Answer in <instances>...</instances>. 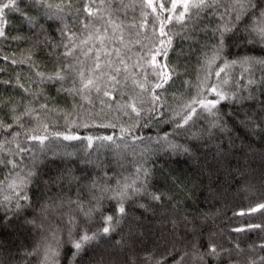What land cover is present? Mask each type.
Segmentation results:
<instances>
[{"label": "trees", "instance_id": "16d2710c", "mask_svg": "<svg viewBox=\"0 0 264 264\" xmlns=\"http://www.w3.org/2000/svg\"><path fill=\"white\" fill-rule=\"evenodd\" d=\"M50 2L55 4L60 0ZM90 2L91 0H72V10L65 16V22L69 33L76 34L77 44L87 37L89 31L99 28L101 34L108 37L105 40V48L112 53L113 61L117 60L114 50L119 49L120 56L131 69V76L126 84L122 81L119 92L113 91L116 102L109 101L102 93L85 94L87 97L85 98L58 91L61 86L72 87L68 80L62 84L40 82V78L36 76L37 72L53 75L58 66L64 63H72L79 69L78 60L83 62V67L87 70L92 65L93 57V53L85 56L78 49L73 57L66 58L62 55L65 51L63 47H51L52 44L59 45L61 41L67 43V40L60 35L59 30L63 24L60 21L45 20L42 15L43 9L29 10L25 5H21L28 15L39 19L43 29L32 30L21 21L18 13H9V24L5 28L9 39L0 38V69H4L0 71V81H11V84L0 83V98L5 102H11V106L17 109L15 114H20L25 106L37 109L42 121L49 125L50 131L64 132L65 128L69 127L72 134L82 137L119 134V127L127 128L135 123L134 119L118 112L116 105L128 102L130 97H136L137 101L140 99L145 101V109L150 106L147 103L148 92L141 93V90L132 84V77L142 80L143 77L139 73L146 69L148 83H156L157 80L151 69L147 68L145 60L150 49L163 47L158 45L156 35L153 34L151 27L153 17L141 16L143 10L140 7V0H105L101 15L89 20L83 8ZM255 2L261 4L262 0ZM163 3L166 8L170 6L168 0H163ZM223 3L227 6L228 0H223ZM133 4L134 7L130 6ZM96 5H100V0H96ZM163 15L167 16L168 13L165 12ZM108 19L121 25L116 29L115 35L112 26L107 24ZM255 19V16L251 20L245 16L242 21L235 22L234 17L230 19L228 16L221 20L220 13L215 15L201 13L199 19L189 23L187 27L169 25L170 34H175L172 35L167 57L162 59L161 56H157L158 62L166 63L168 70L173 71L168 84L163 89L156 90L164 102V107L159 109L164 115L152 119L151 114L142 113L140 123L147 121L149 127L137 129V134L160 137L165 132L171 133L175 122L179 120L176 112L183 103L196 94L194 86L208 73L213 74L209 83L215 82L214 73L221 60L208 66L205 63V56H211L213 46L218 44V38L213 34L217 26L225 23L231 26L232 23H236L238 29L234 33L226 34L225 47L220 54L222 59L233 60L243 56L264 58V48L261 45H245L243 39L247 36L244 29L249 28ZM142 20H146L148 27L139 26ZM81 21L89 24V29H84ZM121 33L123 42L118 39ZM92 43H96V48L99 47L98 42L92 41L89 42V46ZM82 47L86 51L88 46ZM4 57L9 59L5 60ZM13 59L17 61L16 64L11 63ZM137 62L141 67L133 68L132 65ZM101 63H104L103 54ZM253 71L252 78L259 80L264 77V69L259 66ZM17 77L30 92H24L16 87ZM73 77L75 78L74 74ZM223 78L224 74L221 73V79ZM228 78L229 84L223 86L225 91H237L242 96H247L251 91L250 88L244 87L249 78L248 73H244L239 66L229 71ZM76 86L79 87L78 80ZM33 92L42 95L33 99L31 96ZM101 100L104 104H101ZM252 103L248 100L243 101L246 106ZM40 104H46L49 111H40ZM109 104L111 108L107 107ZM221 111L229 114L224 116L228 128L224 133L212 129L214 135L209 139L204 133L211 117L206 119L202 117L195 125L190 124L178 129V135L169 136L173 143L192 149L194 156L179 151L157 152L155 149L159 145L152 143L154 151L146 156L145 162L139 152L147 142L139 144L136 154H133L131 149H121L119 154L116 150L107 148L86 150L85 143L81 141L52 140L46 153L32 145L31 153L26 154L20 162L21 169L26 171L32 168L37 174L26 189L29 201H19L22 207L18 211L15 208V200L8 205L7 210L0 206V264H41L44 246L53 243L50 233L59 230L61 240L65 239V223L62 217L69 213L68 201L79 199L87 205L92 196H101L99 189L89 191L87 188L93 179L109 189H115L117 181L123 184L125 178L131 182L136 179L135 163H143L150 169L148 192L160 195L161 199L152 200L150 196L144 194L131 196L125 201L127 216L121 220L116 232L110 237L100 238L92 251L85 252L82 259L77 258V264H98L101 258L103 264H157V262L176 264L180 256H184L182 264H248L250 257L255 259L258 255H264V250L256 249L253 252L249 247L264 243V233L233 231L250 223L264 224V217L259 214L234 215L264 202V131L261 130L264 125L242 129L230 118V114L239 111L241 114L238 119L245 120L244 113L249 111V107L229 103L227 107L222 104ZM7 112L8 108H4V113ZM77 114L83 119L77 118ZM73 120L75 123H66ZM5 121L11 123L7 116ZM22 122L28 125V118L25 117ZM82 123L89 125L116 123L119 127L113 129L76 126ZM193 134L202 136V139L200 141L192 139ZM17 142L21 146H28L23 135ZM196 145L202 146L197 150ZM64 153L73 155L66 156ZM17 159L19 162V158ZM6 175L7 171L0 168V180H4ZM86 176L89 179H84ZM71 177L80 179L72 180ZM4 195H12L7 190L6 183L0 186V198ZM105 195L114 193L110 191ZM113 203L114 201L107 199L102 201L105 215H115L110 210ZM71 207L74 208L75 205ZM76 219L79 224H83L79 215ZM84 226L90 232L96 231L102 226L99 215H95L90 224ZM210 241L217 246L218 251H222V254L213 258L205 256L201 262L197 257L207 251ZM236 244L242 251H235ZM38 246L41 250L37 253ZM68 254V245L65 244L61 249L59 264H68L65 258Z\"/></svg>", "mask_w": 264, "mask_h": 264}, {"label": "snow or ice", "instance_id": "6c2138e0", "mask_svg": "<svg viewBox=\"0 0 264 264\" xmlns=\"http://www.w3.org/2000/svg\"><path fill=\"white\" fill-rule=\"evenodd\" d=\"M105 0H100V5H96V0H91L90 3L85 4L83 12L86 17L91 20L92 18L99 17L101 15V8L103 7ZM169 7H165L163 0H140V7L143 10L141 12L142 17L151 15L153 17L152 31L156 35L158 45L163 47H156L154 50H149V55L145 60L147 68H150L154 74L157 82L149 84L147 81V70H142L139 75L143 77L142 80H137L132 77V84L141 90V93L147 91L149 98L147 103L150 105L145 109V101L140 99L137 101L136 97H130L128 102L124 104L117 103L116 110L121 112L123 115L128 116L130 119H134L135 123L129 127H119L116 123L89 125L82 123L76 125L77 127H102V128H113L119 127V134H109L100 136H80L72 134L69 127L65 128L64 132L50 131L49 125L44 123L39 115V111L35 108L25 106L24 110L20 114H15L17 109L11 106V102H5L0 98V113H4V108H8V112L0 115V168L7 171V175L4 180H0V186L5 185L12 195H4L0 198V206H3L5 210L13 200L16 201L15 208L18 211L22 206L19 201H29L27 195V187L34 177L36 172L32 168L24 171L21 169V163L26 154L31 153V146L35 145L39 151L47 152L48 146L52 140H63V141H81L85 143L86 150L95 148L96 150L107 148L109 150H116L119 154L121 149H131L133 154H136V149L139 144H145L146 146L140 150L139 155L142 160L146 162V156L153 153L151 147L152 143L159 145L155 151L168 150L170 153H180L195 155L192 149L184 147L182 145L173 143L170 139V135H178L177 130L183 129L186 126L195 125L201 118L211 117L208 120L207 129L204 135L211 139L214 135L212 129H216L221 133L228 131L227 122L224 120L225 115L228 113H222L221 105L227 107L229 103L239 104L242 107H249V111L245 112V120L241 121L238 119L241 114L239 111L230 114V118L242 129H247L249 126L260 127L264 125V77L259 80L252 78L254 76L253 69L259 66L264 69V58H254L250 56H243L240 59L228 60L221 57V53L225 47V36L226 34L234 33L238 30L236 23H232L231 26L225 23L217 26L213 30V34L218 38V44L213 46L211 56H205V63L208 66L216 64L218 60L221 63L218 65L217 70L214 73L215 82L209 83L212 77V73L205 75L198 84L194 87L196 94L183 103L182 107L176 116L179 120L175 122L173 131L171 133L165 132L160 137H145L137 134V129L148 128L149 122L140 123L141 114H151L152 119H157L164 115L159 109L164 107V102L161 101L160 95L157 94V89H163L166 84L172 79L173 71L168 70L166 63L157 61V56H161L162 59H166L168 48L172 43V35L170 34L169 25L178 24L181 27H187L189 23H193L199 19L201 13L207 15H215L220 13V19L224 20L225 16L230 19L234 17L235 22H240L245 16L249 20L253 16L256 19L253 21L249 28L244 29L247 32V36L243 37L245 45L247 44H259L264 48V0L261 4H257L255 0H228L227 6L224 5L223 0H168ZM25 5L29 10L32 8L43 9L42 15L45 20L48 21H60L63 27L60 28V35L67 40V43L61 41L59 45L52 44L51 47H63L65 51L62 55L66 58L73 57L74 53L79 49L87 56L90 52L93 53L92 65L85 70L82 61H77L80 64L79 69L72 63H64L62 66H58V70L53 75H45L43 72H37L36 76L40 78V82L47 81L51 84L60 82L61 84L68 80L72 87L61 88L58 91H63L68 95H81L90 94L95 92L108 98L109 101L116 102V97L113 95V91L119 92L122 81L124 84L127 83L131 76V69L126 64L124 59L120 56L119 49H115L116 61L111 59L112 53L107 51L105 48V40L108 39L106 35L101 34V29L95 28L89 31L86 38L81 39L80 43L77 44L76 34L69 33L68 25L65 22V16L72 10V0H60L59 3H51L50 0H0V38L9 39L6 35L5 28L9 24L8 14L18 13L21 21L26 24L30 29L35 30L37 28L43 29V25L39 22V19L35 16L28 15V13L21 7ZM134 7L135 5H130ZM159 9V11H158ZM67 10V11H66ZM150 10V11H149ZM222 10V11H221ZM80 11V10H77ZM167 12L168 15L164 16L163 13ZM84 29H89V24L81 21ZM107 24H110L115 35L116 29H119L121 25L117 24L111 19L107 20ZM141 28L148 27L146 20H142L140 25ZM166 29H168L166 31ZM104 32H107L105 27ZM251 37V39H249ZM11 39H20V37H11ZM47 39V37H46ZM118 39L123 42L122 33ZM98 42L99 47L96 48V43H92L89 46V42ZM82 46H88L87 50L84 51ZM96 51L93 52V49ZM103 54L104 63H101V57ZM5 60L9 59L4 57ZM24 61H21L23 63ZM12 64H16L15 59L11 60ZM239 66L243 69L244 73H248L249 78L247 83L244 85L245 88H250L251 91L247 96H242L237 91H225L224 85L229 84L228 73L229 71ZM133 68L141 67L139 62L132 65ZM4 71V69H0ZM87 72V74H86ZM221 73L224 74V78L221 79ZM75 75V78L73 77ZM243 78V75L241 76ZM77 80L79 81V87H77ZM2 84H11V81H0ZM16 87L22 89L24 92H30L29 88H26L24 84L20 83L19 77H17ZM259 93L258 95L256 93ZM42 95V93H31L33 99L36 96ZM122 96L123 93L121 92ZM211 97V98H210ZM248 100L253 103L250 106L243 104V101ZM228 102V103H225ZM101 104L104 101L101 100ZM139 104V106H138ZM111 108V104L107 105ZM40 111H49L46 104H40ZM5 116L11 120V123L5 121ZM28 118V125L23 123L24 118ZM77 118L83 119L77 114ZM67 124L75 123V121H66ZM35 125L34 127L31 125ZM264 131V128L261 129ZM25 137V142L28 146H21L18 143V139L21 136ZM10 138V139H9ZM192 139L200 141L202 136L193 134ZM206 142V141H205ZM14 145V147H13ZM202 145H196L195 147L199 150ZM231 146V145H229ZM219 151V146H217ZM66 156H72L73 153H64ZM19 158V162L18 159ZM89 163H94L89 161ZM35 164H33V168ZM135 175L136 179L128 182L125 178L123 184L117 181V187L115 189H109L107 186L99 185L96 180H92L87 185L89 191L92 189H99L101 196H92L91 201L86 205L81 200L75 201L69 200L68 204L70 210L68 214H65L62 219L65 223V239L61 240L59 230L52 231L50 238L53 243H47L43 248V261L41 264H59L61 256V249L65 244L68 245L69 254L66 255L68 264H77V258L82 259L83 254L87 251H92L93 246L97 245L100 238L110 237L112 233L116 232L121 220L127 216L125 210V201L129 200L131 196L135 195H148L152 200H160L161 196L156 193H149L147 184L151 180L150 169L145 167L143 163H135ZM20 169V171H17ZM23 172V174H21ZM106 175V174H105ZM72 180H79V177H71ZM84 179H89L87 176ZM137 180H139V186H137ZM113 192L114 195H105L108 192ZM114 201L112 208L110 209L115 215H105L103 210V200ZM71 205H75L74 208ZM62 205H58L61 207ZM143 207V205H141ZM99 215V222L102 224L96 231L90 232L84 225L90 224L95 215ZM259 214L264 217V202L257 203L255 206L242 210L234 215L239 216H254ZM79 215L83 224H79L76 216ZM29 223H33L29 221ZM237 233L245 232H260L264 233V224L250 223L246 227H238L233 229ZM119 243V242H117ZM250 250L255 251L256 249L264 250V243L257 245H250ZM235 251H242L240 246L236 244L234 246ZM38 246L36 252H40ZM34 253H25V255H33ZM222 251H218L217 246L211 241L207 245V251L198 255L197 259L203 262L204 257L209 258L219 257ZM179 255V254H178ZM187 255V254H186ZM175 259V257H173ZM184 256H180L176 260V264H182ZM98 264H103L102 258L98 261ZM160 264V262H157ZM248 264H264V255H258L255 259L251 257L248 259Z\"/></svg>", "mask_w": 264, "mask_h": 264}, {"label": "rangeland", "instance_id": "374dc122", "mask_svg": "<svg viewBox=\"0 0 264 264\" xmlns=\"http://www.w3.org/2000/svg\"><path fill=\"white\" fill-rule=\"evenodd\" d=\"M32 226H34V225H32ZM37 229H38V227H36Z\"/></svg>", "mask_w": 264, "mask_h": 264}]
</instances>
